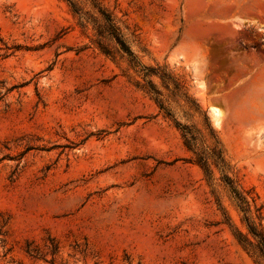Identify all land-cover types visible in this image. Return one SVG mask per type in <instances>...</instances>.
Here are the masks:
<instances>
[{
  "label": "rangeland",
  "instance_id": "374dc122",
  "mask_svg": "<svg viewBox=\"0 0 264 264\" xmlns=\"http://www.w3.org/2000/svg\"><path fill=\"white\" fill-rule=\"evenodd\" d=\"M249 223L264 0H0V264H264Z\"/></svg>",
  "mask_w": 264,
  "mask_h": 264
},
{
  "label": "trees",
  "instance_id": "16d2710c",
  "mask_svg": "<svg viewBox=\"0 0 264 264\" xmlns=\"http://www.w3.org/2000/svg\"><path fill=\"white\" fill-rule=\"evenodd\" d=\"M102 14H103V17L105 19L106 24L102 28V30H99V33H98L99 36L100 37L109 36V37L113 38L121 46L123 51L129 53V55L132 56L130 50L127 48L124 40L122 39L120 31L116 27L112 17L107 15L106 13H102ZM183 131H184L185 137H187L188 135H191V132H189V130H187V128L183 127ZM190 137H192V139H193V136H190ZM186 145L189 149H191L188 140L186 142ZM233 192L235 193V195L237 196V198L239 199L240 202L245 203L247 205V202L245 201L243 196L237 190L234 189ZM248 229H249V234L257 242V244H256L257 249L259 250L262 257L264 258V230L259 229L257 226L250 224V223L248 224ZM246 242H248V244H250V245L252 244V242L249 241V239H247Z\"/></svg>",
  "mask_w": 264,
  "mask_h": 264
},
{
  "label": "bare ground",
  "instance_id": "6f19581e",
  "mask_svg": "<svg viewBox=\"0 0 264 264\" xmlns=\"http://www.w3.org/2000/svg\"><path fill=\"white\" fill-rule=\"evenodd\" d=\"M221 112L219 111V109H216V108H212L211 109V114H212V119L214 121V125H216V127H220L222 124H221V117H222V114H220Z\"/></svg>",
  "mask_w": 264,
  "mask_h": 264
}]
</instances>
